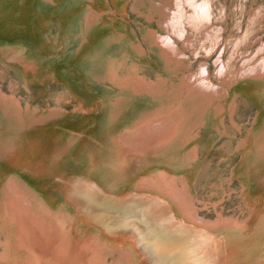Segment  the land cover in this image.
Listing matches in <instances>:
<instances>
[{
	"label": "bare ground",
	"instance_id": "bare-ground-1",
	"mask_svg": "<svg viewBox=\"0 0 264 264\" xmlns=\"http://www.w3.org/2000/svg\"><path fill=\"white\" fill-rule=\"evenodd\" d=\"M103 1L105 10L97 13L94 0H0L1 61L24 79L29 73L42 80V72L69 86L44 106H23L14 90L0 87V264H112L107 256H116L115 264H264L260 211L252 208L242 225L188 214L189 201L173 183V174L196 157L205 117L218 107L223 123V114L236 109L232 89L222 85L249 81L254 87L264 78V42L254 53L249 49L264 5L248 0L243 33L230 34L213 61L215 84L206 61L193 72L186 68L192 58L184 51L208 57L221 37L209 0H134L133 11L145 5L160 15L159 30L149 27L143 37L147 50ZM246 1L239 2L235 30ZM126 2L116 0L120 7ZM131 55L141 61L157 56L169 76L153 84L130 74L117 80L116 58L122 69H139L141 62L129 64ZM176 63L179 71L171 73ZM107 65L116 71L108 73ZM70 76L80 77L86 95L96 91L94 104L62 105L66 94L77 97ZM262 118L264 109L237 146L243 157L233 173L252 193L250 203L264 188ZM185 152L190 157H182ZM110 202L133 206L119 219ZM141 214L170 244L149 240Z\"/></svg>",
	"mask_w": 264,
	"mask_h": 264
},
{
	"label": "rangeland",
	"instance_id": "rangeland-1",
	"mask_svg": "<svg viewBox=\"0 0 264 264\" xmlns=\"http://www.w3.org/2000/svg\"><path fill=\"white\" fill-rule=\"evenodd\" d=\"M101 1L102 3H99ZM209 1V5H211L210 8H212L211 11L213 10V14L217 15L216 18H218V21H216L218 23L217 26L219 28H222L221 37L218 40V43L215 45V48L211 52L210 56L208 57H206L205 55H192L191 51H184L190 58H192L190 67L188 66L186 68H190V72H193L195 69H197L201 61H206L210 78L216 84L218 80H215V77L213 76V73L215 71L213 61L218 57L220 50H222L225 44V39H227L230 34H233L234 36L238 33L240 34V32L243 33L246 27L245 20L247 21L248 18L246 14L250 10V3L248 0L245 2L247 6L243 8L244 12L242 11L241 13V25L239 29H237L236 27L235 30L236 22H234V18L236 14H238L239 16L238 9L240 0ZM258 1H261L260 3L264 5V0ZM133 2L134 0H127L125 6L120 7L119 5H117L116 0H105V5L112 9L113 18L122 21L124 20L123 22L127 26V32L134 40V42L138 41L137 43L141 44L142 49L147 50L148 47L143 43V37L147 36L149 27L153 28V30H159L157 18L160 15L157 11L154 10L150 12V10L145 5H143L140 10L138 9L136 11H133L132 8L134 7H131ZM242 2L244 3V1ZM91 7L92 11L95 10L97 13H102L105 10L103 0H94V2L91 3ZM153 13L155 14L153 15ZM213 22L215 21L213 20ZM256 31V37L254 38L253 44L249 48L253 50V53L256 52V49L259 47L260 41L264 42V14L260 21V27ZM179 46L181 47V44H179ZM222 56L223 60L225 61L228 56V53H226V49L222 53ZM136 57L138 58V55H136ZM239 59H241V57ZM239 59H237V61L235 62L236 66L242 64V60ZM136 60L137 59H135L132 55L128 58L129 64L133 63V65H135L141 62L139 69H137L136 65L133 66L132 69H122V65L125 63L121 61V58H116L114 62H116L121 67L120 73H118L117 80L123 78V76H127L130 74L131 78H135L136 76H138L136 77L138 81L141 80L139 79L140 77L142 78V80H146L147 83L153 84L156 81L163 80V78H167L169 76L165 71V64L167 63H162V60L157 56H144V59H142V61L141 59H138L137 61ZM0 68L2 69H0V71L4 72L5 74V78L0 79V87L2 86L1 88L6 94H9L10 91L14 90V95L23 106L27 105V102L32 105H52L56 100L55 94L59 92L62 93L63 90L65 91L69 87L67 84L62 83V81L58 79H50L42 72L38 73L39 78H41L42 80H32L30 78L32 75H30L29 73H27V75H29L28 78L24 79L17 73V71L14 70L13 67L4 64L1 59ZM114 70L115 69L112 66L107 65L108 73H114ZM170 71L171 73H176L179 71V69L177 68V63L176 67L174 66ZM188 73L189 72L187 71L186 74ZM69 79L74 82L72 83V91H75L77 97H72L71 95L66 94L67 98H65V100L62 102V105L65 108L71 110L74 106H77L79 103H81V101L84 103V105L94 104V102L91 100V96L93 97V95H96V91H90L91 93L89 95H86L87 90L85 91L83 89V82L80 81V77L75 78L70 76ZM256 82L258 86L256 85L254 87L249 81L244 82L243 85L235 84L233 86L232 84L229 85V83L222 85V87L226 88L228 92L230 91V89H232L230 97L233 96V98L237 101L235 111H226V113H224L222 116V123V120L218 118V111L220 109L218 107L217 111L216 109H212V115L210 116L211 118L208 119L207 117H205L204 120L206 123L202 128H200L201 131L198 132V137L195 141L198 148L196 157L190 159L188 161V164L190 165L186 166L181 172L177 171L175 175L173 174L174 185L180 188L181 194L185 193L184 198L189 201V203L186 204L188 214L194 211V213L199 215V217H204L205 219H210L211 221H215L216 219H219V217L222 219L233 218L234 220L239 221V224L242 225L247 221V218L252 212L253 208L260 211V215L264 218V205L260 204L264 203V188H260V193L256 195V200L253 201V203H250L252 202V200H249V196L250 194L252 195V193H250L248 196V194H246L245 185L243 184V182L239 180L238 177L235 176V174H233L236 166L239 164L240 160L243 157L241 152L237 149V146L239 144L241 145V143H243V140L249 134V130L254 124L253 122L256 114L260 110L264 109V78ZM248 87L251 89H249ZM76 90L78 91L76 92ZM262 120L264 119L262 118ZM262 120H260V123L264 124V121ZM182 157L188 158L190 156L187 152H185L182 154ZM79 165L81 166L82 163H79ZM150 178L152 180L155 179L152 176ZM83 181H86V179H83ZM36 202L37 200L35 201V203ZM57 214L60 216H64L65 213L63 212V214H61L57 212ZM141 218L146 222V225L148 224V227L145 228L146 231H148L147 235L152 234V232H154L155 230L152 229L151 221L148 218L146 219L145 216H141ZM104 224H102V226ZM137 225L139 226L143 224L138 222ZM95 226L101 228V225H98L96 223ZM1 229L2 227L0 226V233ZM133 231L135 232V230ZM169 231L172 230L169 229ZM2 237L3 236H1L0 234V241L3 240ZM197 242L199 244L202 243L201 239L198 237ZM107 250L109 251V249ZM262 250L264 251V248H262ZM2 251L3 249L0 246V253ZM202 253H205V251L202 250ZM106 260L107 263L111 262L112 264H115L116 256H107Z\"/></svg>",
	"mask_w": 264,
	"mask_h": 264
},
{
	"label": "water",
	"instance_id": "water-1",
	"mask_svg": "<svg viewBox=\"0 0 264 264\" xmlns=\"http://www.w3.org/2000/svg\"><path fill=\"white\" fill-rule=\"evenodd\" d=\"M84 183H86V182H84ZM145 195V194H144ZM150 199V198H149ZM118 203H121V200L120 201H117ZM160 202H163V201H160ZM110 203H112L113 205H114V208H116L117 209V211H114V212H116V217H118L119 219L121 218V216L122 215H124V213H125V215H126V213L130 210V209H132V208H129L130 206H133V204H131V205H128V207H122V206H124V204H122V206H119L120 204H118V203H116V202H110ZM109 203V204H110ZM108 204V207H110L111 208V205H109ZM167 203H165L164 205H166ZM108 207H106V208H108ZM106 208H104V207H102V208H100V211H106ZM123 209H125L124 211H123ZM159 211V210H158ZM102 215V214H101ZM141 216L142 217H144L145 215L144 214H141ZM147 219V218H146ZM143 220V219H142ZM177 225H179V224H177ZM154 233H156L157 234V236L156 237H154L153 238V235H155ZM152 232V234H151V236H152V238L151 239H149L150 241H152V242H154V243H156L157 242V239H161L162 241H165V239H167L166 238V236H164V234H159L158 235V230L157 229H155V232ZM165 238V239H164ZM165 242H167V241H165ZM166 244H170L169 242H167ZM162 249H164L163 247H162ZM192 252H194L195 253V251H192ZM161 253V252H160ZM168 253V252H167ZM191 253V252H190Z\"/></svg>",
	"mask_w": 264,
	"mask_h": 264
}]
</instances>
